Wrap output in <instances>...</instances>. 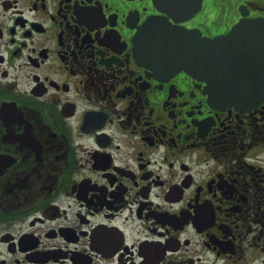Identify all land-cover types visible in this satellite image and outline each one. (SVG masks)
<instances>
[{
  "label": "flooded vegetation",
  "instance_id": "flooded-vegetation-1",
  "mask_svg": "<svg viewBox=\"0 0 264 264\" xmlns=\"http://www.w3.org/2000/svg\"><path fill=\"white\" fill-rule=\"evenodd\" d=\"M157 15L213 38L264 0H0V264H264L261 75L139 57Z\"/></svg>",
  "mask_w": 264,
  "mask_h": 264
},
{
  "label": "water",
  "instance_id": "water-1",
  "mask_svg": "<svg viewBox=\"0 0 264 264\" xmlns=\"http://www.w3.org/2000/svg\"><path fill=\"white\" fill-rule=\"evenodd\" d=\"M181 3L183 1H177L175 7L169 9L173 17ZM242 34L253 37L256 46L247 47L250 38L241 39ZM135 43L139 57L150 58L161 67L199 74L219 71L259 74L264 90V20L242 21L228 34L208 38L198 31L180 28L164 16H151L139 27ZM236 65L239 70H235ZM232 90L236 91L230 96L233 99L257 98L240 93L243 87Z\"/></svg>",
  "mask_w": 264,
  "mask_h": 264
}]
</instances>
